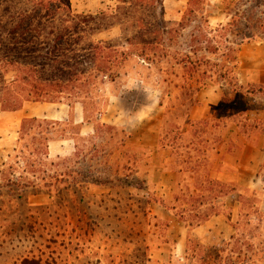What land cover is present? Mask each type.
<instances>
[{"label":"rangeland","instance_id":"obj_1","mask_svg":"<svg viewBox=\"0 0 264 264\" xmlns=\"http://www.w3.org/2000/svg\"><path fill=\"white\" fill-rule=\"evenodd\" d=\"M120 2L70 0V9L72 13L96 15L102 12L112 15ZM145 2L148 6L144 17L151 23L158 22L161 0ZM200 7L203 9H198ZM218 7L223 8V3L220 6L214 3L210 6L191 5L181 15L183 20L181 17L179 20L165 18L171 33L164 34L162 46L158 45L159 56L149 62L130 54L136 53V50L123 45L130 28L124 35L119 23H114L94 35L97 41H108L118 49L124 47V51L130 55L119 68L123 82L132 85L131 81L135 84L134 78L139 77L146 87L139 94V100L148 105L153 103V107H157L159 102L161 106L153 110L150 117L138 122L129 120L121 127L96 124L95 132L90 136H79L78 128L71 124L55 126L56 130L63 129L64 136L74 141L65 142L61 154H52L42 163L33 154L29 158L34 144L32 146L27 139L19 143L17 150L3 161L5 165L0 164V170L4 172L0 179V264H168L169 259L171 264H178L177 259L184 255L176 244L178 236L184 234L183 225L177 221L180 220V209H164V206L153 201L161 198L154 172L157 159L152 156L154 151L148 146H136L132 141L135 136L155 135L159 121L157 131L160 144L168 149L173 148V156L177 161L174 192L170 196L171 192L168 191L167 198H163L166 200L165 205L178 206L182 199L191 196V204L202 213L203 209L209 212L218 209L222 212L220 205L225 203L226 207L233 203L230 198H223L218 188L213 193L214 198L195 199L199 192L195 189L197 181L204 180L203 167L199 165L198 170H193L187 141L192 135H199L203 139L215 138L217 126L225 125L222 127L225 131L234 127V122L248 139L254 140V134L264 139V86L244 84L249 73L263 76L264 36L250 42L239 54L237 84L231 73H218L217 68L210 65L200 67L197 73H187L181 66H176L171 57H182L190 50L193 44L189 41L191 35L195 36L194 41L200 42H203L204 37L209 41L214 36L217 38V34L209 35L202 25L205 9L212 13ZM256 16L264 17L260 14ZM105 20L111 22V18ZM180 20L182 23L178 25ZM212 42L200 43L198 46L204 47ZM161 53L166 54L163 56ZM201 55L209 56L212 63H220L217 59L219 56L213 57L203 52L196 56ZM221 60V63L225 61ZM205 85L216 87L220 99L225 94L230 100L227 104L221 103L217 109L218 118L208 122V125H217L215 128H203L201 124H195L184 131L182 122L190 109L186 102L180 105L183 99L180 93L188 92L196 99L195 89ZM112 87L108 83L101 87L98 81L95 92L98 101L102 103L104 95L112 89L116 91V87ZM134 87L138 88L137 84ZM247 89L253 93L247 94ZM55 102L69 104L73 99L64 97ZM75 106L78 107V104ZM220 109H225L224 113L220 114ZM36 125L33 124L34 127ZM26 144L29 145L27 149L24 148ZM251 144L254 146V142ZM215 146L218 147V144L215 143ZM262 147L264 149V140ZM1 155L4 153L0 149V158ZM250 157L253 161L248 165ZM201 159L200 163L203 164ZM243 160L244 169L240 180L238 174L234 176L227 171L226 182L236 183L239 187L237 192L240 191L243 197L250 198L253 203L255 201L264 213V168L260 175H254V150L244 149ZM215 161H211V166L207 164V177L219 175V168L214 166ZM7 179L19 180L28 188L18 197L15 187L2 186ZM203 203L204 206L199 207ZM195 211L190 214L193 215ZM220 216L222 220L224 215ZM220 219L212 220L211 226L215 225V228L210 232H198H206L203 238L205 242L226 238L233 232ZM251 219L254 221L253 216Z\"/></svg>","mask_w":264,"mask_h":264},{"label":"trees","instance_id":"obj_2","mask_svg":"<svg viewBox=\"0 0 264 264\" xmlns=\"http://www.w3.org/2000/svg\"><path fill=\"white\" fill-rule=\"evenodd\" d=\"M222 3V10L227 19L216 27L209 25L207 16L211 10L205 9L206 16L202 26L208 30L209 35L211 33L218 35L217 38L214 36V39L210 40L213 41V45H208L210 41L205 37H202L203 42L196 39L194 41L195 36L191 35L189 41L194 45L189 47L190 50L187 53L182 57L170 54L166 56H171L175 60V65L181 66L187 73H197L200 67L210 65L216 67L218 73H231L237 84L236 68L240 47L264 36V17L256 16L264 15V0H222ZM199 4L210 6L209 0H189L187 8ZM147 6L145 0H121L115 14L107 15L101 12L92 15L72 13L70 0H0V103L2 108L16 110L24 100L55 102L65 97L69 100L73 99L71 103L78 102L82 105L85 120L94 122V132L96 124L103 127L110 125L98 121L107 103L106 95L102 103L98 101L95 93L98 81L101 87L114 81L120 75L119 68L130 54L148 62L153 61L159 56L158 45L162 46L164 34L171 33V29H168L166 25L162 0L159 3V20L156 23H151L144 17ZM107 18H111V22L108 23L105 20ZM181 20H183L182 17ZM181 20L177 23L178 25L182 23ZM114 23H119L124 35L130 28V34L125 35L123 45L134 48L136 53L130 52L128 55L124 47L118 49L108 41L95 40L96 33L111 27ZM173 32L176 33V30ZM204 42L208 44L204 47L198 46ZM199 52L213 57L219 56L220 58L217 59L220 63H212L207 55L197 57ZM161 54L164 56L166 53ZM221 59L225 61L221 63L223 61ZM189 77L192 78V75ZM220 77L223 78L225 75ZM238 88L241 89V86ZM198 90L196 88L195 93ZM245 92L253 93L249 89ZM180 96L183 98L182 102L180 101L182 106L186 102L190 109L197 104V99L188 92L180 93ZM228 100L230 99L222 94L217 109L219 110L221 103L227 104ZM223 110L225 109H220V114L224 113ZM34 123H37L36 127L33 126ZM69 124L78 128L72 121L57 122L25 118L19 127L17 145L25 139L32 146L34 144L29 158L35 155L42 163L48 158V142L57 139L56 135L60 138L64 137V130L59 131L54 127H64ZM195 124H201V127L206 126V122ZM28 146L26 144L24 148L27 149ZM16 150L17 146L13 151ZM22 152L20 148V153ZM195 164L193 170L196 168L198 170L200 161ZM4 165L3 163L2 166ZM3 175L4 172L0 170V179ZM197 182L195 189L199 192L195 197L196 200L199 197L212 198L218 188L223 198H230L232 202H237V218L231 221L232 208L225 207V203L220 205L222 212L218 209L211 212L203 209L202 213H199L198 209L196 210V207L191 204L193 201L191 196L182 199L178 203L179 207L167 206L164 199L155 198L153 201H157L166 209L179 208L180 221L191 228L200 225L213 215H224L232 227L233 232L228 238L215 241L205 242L196 235L189 234L184 255L177 259L178 264H263L264 213L257 203L243 197V194L240 191L237 192L238 189L235 190L230 184L211 178ZM2 186L15 187L18 197L28 188L19 180L11 179H7ZM227 190L230 192L227 193ZM34 191L38 192V190ZM174 199L178 201L177 197ZM202 206L204 203L199 205V207ZM193 211L195 213L190 214ZM251 216L254 217V221ZM168 264H171V259Z\"/></svg>","mask_w":264,"mask_h":264},{"label":"crops","instance_id":"obj_3","mask_svg":"<svg viewBox=\"0 0 264 264\" xmlns=\"http://www.w3.org/2000/svg\"><path fill=\"white\" fill-rule=\"evenodd\" d=\"M188 1L189 0H162L164 17L168 20H179L184 10L187 8ZM221 2L222 0H209L210 4L214 3L219 6ZM207 19L211 27H216L217 25L224 23L227 18L222 8L218 7L215 11L208 14ZM248 45L249 43H246L240 47L238 58L239 54H241L244 48ZM262 74L263 76L261 77L259 73H249L248 79H246L244 84H250L257 87L264 86V73ZM134 79L138 88L134 87L135 84H133L132 81V85L127 84L128 82H123L121 74L114 81L108 83L109 86L116 87V91L112 89L106 95V107L104 112L99 115L98 121L121 127L129 120L138 122L146 117H150L152 111L161 106L159 102L157 103V107H153V103L148 105L146 102L139 100V94L144 92L146 87L143 85L139 77ZM137 90H139L138 93ZM196 99L197 104L190 108L187 113V118L182 122L184 124L183 127H185L184 131H188V129L192 128L197 122H206V126L203 128H215L217 125L211 126L208 125V122H210V120L214 121L218 118L217 108L220 102L218 89L213 86L205 85L197 91ZM75 104H78V107H76ZM212 110L216 113H213ZM211 111L212 113H210ZM25 118L46 119L57 122L72 121L78 126V133L80 136H90V134L94 132V122H88L85 120L83 107L78 102L67 104L65 102L24 100L20 107L16 110H4L2 108V104L0 103V149L4 153V155H1L0 158L1 165L3 164V161L5 162V160L9 158L13 149L17 146L19 127L22 120ZM159 125L160 121L156 125L155 135L135 136L132 138V141L136 144V146H148L149 149L154 151V155L152 156H155L157 159L154 171L157 177L156 185L157 189L160 191L161 198L163 199L167 198L168 191L171 192L170 196H172L174 192V182L176 176L175 165L177 161L173 156L174 149L165 148L162 144H160V138L157 131V126ZM223 126L225 125H222V127ZM222 127L217 126L218 131L215 138L205 137V139H203V137H199V135H192V137L187 141V149L188 152H190L189 154H191V159L193 160L192 165L194 166V164L202 158L201 160L203 164H201V167H203L202 173L204 175V181L206 178H211L228 184L226 182L225 175L227 171L233 173L234 176L238 174L240 180L244 169V149L254 150V175H260V172H262V169L264 168V149L262 147V142L264 140L263 137H258L254 134V140L248 139V136L242 131V129H239L237 124L235 125V122L234 127L231 129L229 128V130L224 131ZM244 134L245 139L243 136ZM68 141L74 140L68 136L50 140L47 147L48 158L51 157L52 154H54V156L61 154L63 144ZM247 141L250 143H247ZM253 142L254 146L251 144ZM215 143L218 144V147L215 146ZM57 144L58 149L56 148ZM213 160H216L214 166L216 165V169L219 168V175L217 177H207V164L211 166V161ZM249 160L248 165L251 164L250 162L253 161V158L250 157ZM230 185L235 190L239 188L236 183H230ZM227 206L232 208L230 219L231 221H234L237 218L238 213L237 202L234 201L232 204L230 203L229 205H226V207ZM215 218L220 219L221 216H210L203 223L192 228L186 225L183 221L177 220L184 227V234L179 235L178 241L176 242L180 251L181 249L183 252L185 251L186 239L189 234H194L203 239L204 236H206V232L203 234H198V232L201 230L210 232L212 228H215V225L211 226V222ZM221 221L226 227L232 229L225 216ZM230 234L226 238H228Z\"/></svg>","mask_w":264,"mask_h":264}]
</instances>
